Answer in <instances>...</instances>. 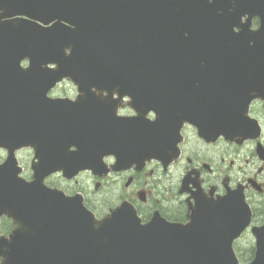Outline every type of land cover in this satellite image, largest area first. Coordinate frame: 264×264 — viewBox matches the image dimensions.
Returning <instances> with one entry per match:
<instances>
[{
    "label": "water",
    "instance_id": "obj_1",
    "mask_svg": "<svg viewBox=\"0 0 264 264\" xmlns=\"http://www.w3.org/2000/svg\"><path fill=\"white\" fill-rule=\"evenodd\" d=\"M0 11V59L28 57L41 68L39 80H0V115L10 121L0 125V143L46 148L30 183L10 173L12 156L0 165V214L21 225L2 264H239L232 241L250 221L242 193L197 196L186 223L142 224L123 204L99 220L79 195L41 180L58 169L67 177L98 170L107 154L121 165L168 163L184 122L204 136L246 135L251 92L264 82V0H0ZM48 62L56 67H41ZM63 77L78 99L35 110L28 94L13 95ZM114 92L128 95L138 115L118 116ZM41 135L46 142L32 140ZM252 233L247 264H264V224Z\"/></svg>",
    "mask_w": 264,
    "mask_h": 264
},
{
    "label": "flooded vegetation",
    "instance_id": "obj_2",
    "mask_svg": "<svg viewBox=\"0 0 264 264\" xmlns=\"http://www.w3.org/2000/svg\"><path fill=\"white\" fill-rule=\"evenodd\" d=\"M258 25V18L253 17L252 26ZM31 62L32 59L28 57L0 59V80L41 79L38 73L41 68L34 67ZM254 78L257 79L256 76ZM32 84V89L13 90V95L28 94L25 101L28 107L35 110L49 106L53 99L74 100L79 95L77 87L68 78H63L46 90L42 88L43 83ZM255 85L261 88L251 92L254 96L247 107L246 135L232 138L224 135L204 136L195 125L184 123L180 129L178 154L166 165L152 158L141 164L123 166L110 154L104 157L105 164L98 170H83L73 178L65 177L61 171H54L46 173L42 182L46 187L66 195H79L98 218L124 204L134 209L142 223L154 216L170 222H186L194 207L196 194L218 198L228 192L243 193L250 208V227L261 225L264 223V82ZM43 92L46 96H43ZM118 103L120 115L134 114L128 97ZM35 112L31 116H36ZM148 116L152 118L154 115L150 112ZM6 122L10 121L2 119L0 115V125ZM32 140L41 143L47 141L43 136ZM43 148L46 149L43 145L32 144L12 148L0 143V164L12 155L10 173L15 170V176L34 181L39 168L37 154ZM17 225L16 220L8 214H0V264L5 263L8 252H11V232ZM250 227L233 244L236 253L245 259L244 262L255 251Z\"/></svg>",
    "mask_w": 264,
    "mask_h": 264
},
{
    "label": "rangeland",
    "instance_id": "obj_3",
    "mask_svg": "<svg viewBox=\"0 0 264 264\" xmlns=\"http://www.w3.org/2000/svg\"><path fill=\"white\" fill-rule=\"evenodd\" d=\"M87 184V183H86ZM247 239V238H246Z\"/></svg>",
    "mask_w": 264,
    "mask_h": 264
}]
</instances>
